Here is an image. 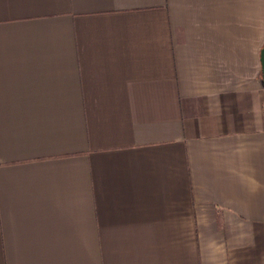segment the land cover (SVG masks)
<instances>
[{"label": "crops", "instance_id": "1", "mask_svg": "<svg viewBox=\"0 0 264 264\" xmlns=\"http://www.w3.org/2000/svg\"><path fill=\"white\" fill-rule=\"evenodd\" d=\"M264 0H0V264H264Z\"/></svg>", "mask_w": 264, "mask_h": 264}, {"label": "water", "instance_id": "2", "mask_svg": "<svg viewBox=\"0 0 264 264\" xmlns=\"http://www.w3.org/2000/svg\"><path fill=\"white\" fill-rule=\"evenodd\" d=\"M259 62H260L262 85L264 87V45L261 48L260 53H259Z\"/></svg>", "mask_w": 264, "mask_h": 264}]
</instances>
